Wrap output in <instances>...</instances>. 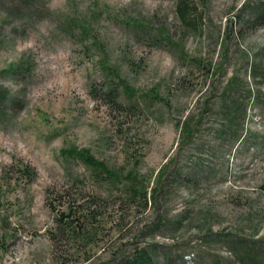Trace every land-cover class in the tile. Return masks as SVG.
Here are the masks:
<instances>
[{"label":"rangeland","instance_id":"374dc122","mask_svg":"<svg viewBox=\"0 0 264 264\" xmlns=\"http://www.w3.org/2000/svg\"><path fill=\"white\" fill-rule=\"evenodd\" d=\"M260 11L0 0V264H264Z\"/></svg>","mask_w":264,"mask_h":264},{"label":"trees","instance_id":"16d2710c","mask_svg":"<svg viewBox=\"0 0 264 264\" xmlns=\"http://www.w3.org/2000/svg\"><path fill=\"white\" fill-rule=\"evenodd\" d=\"M179 11L181 12L182 15V9L181 6L179 7ZM256 21H261L264 22V12L260 11L256 13V17H255ZM11 70H6V72H10ZM233 78L230 80L232 81ZM233 82V81H232ZM110 94L114 97L116 96L113 92H112V88L110 87ZM3 98H6L5 96V92H3V90H0V103L3 102ZM112 99H114L112 97ZM2 115V112L0 114V116ZM230 121V126H234V122L232 119L229 120ZM234 132V129L232 130ZM81 155L85 158V161L88 162V164L94 166V169H96V167L100 166L101 168H105L103 162H100L98 160H96L92 155H90L89 153L83 152L81 153ZM112 172H109L108 175L110 174L111 177H114L113 174H111ZM120 175V174H119ZM117 177V176H115ZM144 194V192H143ZM125 264H153V260L150 256H148L147 252L144 250L138 257H135L134 260L130 261V262H126Z\"/></svg>","mask_w":264,"mask_h":264}]
</instances>
